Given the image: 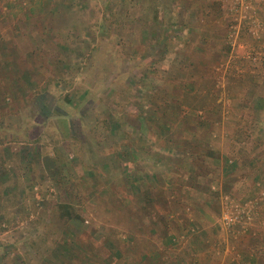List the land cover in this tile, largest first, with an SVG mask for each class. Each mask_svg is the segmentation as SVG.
I'll return each mask as SVG.
<instances>
[{"label": "rangeland", "instance_id": "obj_1", "mask_svg": "<svg viewBox=\"0 0 264 264\" xmlns=\"http://www.w3.org/2000/svg\"><path fill=\"white\" fill-rule=\"evenodd\" d=\"M185 2L0 0V264H209L181 178L237 94L223 143L264 158V0ZM258 185L215 183L217 220L255 224Z\"/></svg>", "mask_w": 264, "mask_h": 264}, {"label": "crops", "instance_id": "obj_2", "mask_svg": "<svg viewBox=\"0 0 264 264\" xmlns=\"http://www.w3.org/2000/svg\"><path fill=\"white\" fill-rule=\"evenodd\" d=\"M189 4H194V3H192V1H189ZM195 7L197 6H193V8ZM222 99L223 96H221L220 100L218 101L220 102ZM225 101L226 103L230 101L231 104L230 108L232 110V115L228 110L226 111L224 107L223 116H221L222 110H219V112H221V114L219 113L221 119L219 122L216 123L220 126L218 127L219 130L218 132L219 133L222 132L221 134L224 139H221L219 145L210 143L209 147L205 146L209 150L203 153V155H200L199 147L200 146L204 147L203 146L204 140L206 141L208 137L205 139L203 138L200 139L201 145L199 144L196 147H194V150L198 151L199 158H197V161H195V166L193 164L191 167L194 170V173H196L197 175H194L192 177L186 175L181 179L186 184L184 185V188L187 187L189 189H192L193 192L196 193V195L191 196L187 194V196L182 197V199L186 204L188 203L187 210H191V214L193 215L196 214L194 216L196 220L200 221V217L199 215H197V213H201L202 215L207 216V217L201 216L203 217L202 219H205L206 223L208 224L205 230L204 228H202L203 238H204L203 243L205 248L202 255L204 256L205 261H207L209 264H213V263L214 264L215 263L264 264V224H263L264 204L263 203L261 207L258 206L257 208H255L254 217L257 219V221L255 222V224H252V226L250 227L244 226L247 228L246 230L240 228L239 225L226 226V223L223 225L224 222L221 223L220 220H217L216 218L217 206L215 205L216 203L215 200L217 198V194L215 191L212 190V186L215 183L222 184L221 186L222 191L220 192L222 194H224V192L229 193L228 191L232 192L236 189L237 193L241 192V194L243 195L247 194L252 196H257L260 193L259 187L254 186L255 183L259 184L258 186H260L262 183L264 184V158H261L260 156L256 157L254 155L246 156L239 153V152L245 153V150L247 151L256 150L257 146L252 143H247L245 141H239V142L235 141L236 143H238V146L236 147H231L223 143V141L227 139V136L224 137V135L228 133L226 130H224V128H226L229 125L227 120L235 119V121L240 122L242 121L241 117L246 118L247 113H248L247 116H249L250 115L249 113H252L251 110L249 109H251L253 105L252 104L253 100L249 99V97H246L244 94H241L240 96L239 94H237L232 98L230 97L229 100L227 99ZM256 103L257 102H254L255 105ZM227 112L229 113V115L225 114ZM207 113L210 114L214 112L207 111ZM227 116H232V117L234 116V118L232 117L229 118ZM194 130H196L197 132V128H194ZM213 133L214 132H211V135ZM208 134L210 135V132H208L206 135ZM209 152L210 154L207 155V153ZM232 156L236 157L235 159L236 161L230 158ZM200 159L201 161H198ZM191 167L188 165L189 169H191ZM203 169H204V173L202 172ZM211 171L217 172L218 174L215 175L213 173H210ZM162 178L163 177H159V179L161 180ZM169 179H171V182L173 183L176 181L177 178H175V176H170ZM190 182H195L198 184L204 183L206 184V186L200 184L196 186H192L190 185ZM195 187L197 188L206 187V190L197 189ZM193 192L191 194H193ZM189 204L191 206H188ZM200 223L204 225L202 221H200ZM220 248H221L220 253L222 252L221 258L215 256V252L217 251V253H219ZM196 251L198 254L201 255V248L196 249ZM242 254L244 258H241L243 257ZM148 255L149 254L146 255V258L151 257ZM246 257H250L248 258V261L246 260Z\"/></svg>", "mask_w": 264, "mask_h": 264}, {"label": "built area", "instance_id": "obj_3", "mask_svg": "<svg viewBox=\"0 0 264 264\" xmlns=\"http://www.w3.org/2000/svg\"><path fill=\"white\" fill-rule=\"evenodd\" d=\"M225 219L227 220L228 225L236 223V218H231L229 216H226Z\"/></svg>", "mask_w": 264, "mask_h": 264}]
</instances>
